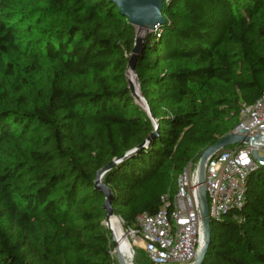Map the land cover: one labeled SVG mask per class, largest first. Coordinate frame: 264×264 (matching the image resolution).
Masks as SVG:
<instances>
[{"label":"trees","instance_id":"16d2710c","mask_svg":"<svg viewBox=\"0 0 264 264\" xmlns=\"http://www.w3.org/2000/svg\"><path fill=\"white\" fill-rule=\"evenodd\" d=\"M162 12L135 70L153 120L130 90L136 27L111 0H0V264H118L98 171L150 138L103 177L135 228L257 102L264 0H166ZM245 200L213 219L202 264H264V164Z\"/></svg>","mask_w":264,"mask_h":264},{"label":"built area","instance_id":"2783aa9c","mask_svg":"<svg viewBox=\"0 0 264 264\" xmlns=\"http://www.w3.org/2000/svg\"><path fill=\"white\" fill-rule=\"evenodd\" d=\"M134 73L139 89L138 76ZM129 82L137 91L135 82L131 79ZM240 117L239 124L231 133L242 127L247 130L248 141L219 149L210 155L203 165V183L199 154L178 176L172 206L167 203L155 214L140 215L136 227L126 230L127 235L142 243L149 264L196 262L206 233L202 221L201 185H204L209 199L211 219L218 220L227 211L244 206L247 176L259 164L254 151L264 156L261 153L264 152V91L253 105L243 104Z\"/></svg>","mask_w":264,"mask_h":264},{"label":"water","instance_id":"95a60500","mask_svg":"<svg viewBox=\"0 0 264 264\" xmlns=\"http://www.w3.org/2000/svg\"><path fill=\"white\" fill-rule=\"evenodd\" d=\"M166 0H111L119 9L121 14L125 16L128 19V22L132 24L135 27L148 29L151 31L157 30L161 25L166 23V18L163 15V8L165 5ZM146 41V37L141 36L138 34L137 40H136V48L134 49V52L130 58L129 67L131 70H136V64L137 60L139 58V54L141 53L144 43ZM130 83V90L132 92V95L137 96V91L135 89V86L132 82ZM145 100V98H143ZM146 102V100H145ZM147 103V102H146ZM148 107V113L150 114L151 118L155 120L154 116L152 115L150 108ZM156 129H158V123L155 121ZM247 133V130L240 127L237 129V132L230 133L222 138H220L215 144L209 146L206 148V150H203L200 154L201 156V183H203V165L207 158L215 153L219 149L227 148L230 146L238 145L243 142H246L249 140L248 136L245 134ZM150 141V138L147 139V141L137 148L129 151L127 154H125L121 158H116L111 163L107 164L104 168L98 171L97 173V179L95 180V185L100 189L102 194L105 196V203H104V209L107 212L105 217L106 226L108 229H110L108 222L111 220L113 216H115L114 207L112 204V200L114 197L112 189L103 183V177L105 174L113 169L115 165H118L122 161L128 159L129 157L133 156L134 154L140 152L143 148H145L146 144ZM259 151H254V158L257 162L264 164V156L259 155ZM201 199H202V206H203V213H202V221L204 224V230H205V236H204V245L200 251V254L194 264H202L205 255L208 250V246L211 239V226L212 221L209 217V211H208V200L207 194L204 185H201ZM215 220V219H214ZM110 229V236H111V243L113 245V250H115V256L118 264H126L125 257L115 249V239L113 236V233Z\"/></svg>","mask_w":264,"mask_h":264},{"label":"rangeland","instance_id":"374dc122","mask_svg":"<svg viewBox=\"0 0 264 264\" xmlns=\"http://www.w3.org/2000/svg\"><path fill=\"white\" fill-rule=\"evenodd\" d=\"M136 30H137V33L141 36H144V37H148L152 32L154 31H151V30H148V29H144V28H139V27H136ZM136 72V71H135ZM128 79L130 80H133V82H135L136 84V88H137V96H134L135 97V101L136 103L138 104V106L145 112L148 113V107H147V103L145 102V100L141 94V85H140V82L138 81L139 83V89H138V84H137V80H136V75L134 73L133 70H131V72H129L128 74ZM262 154L264 153L263 151L261 152ZM117 218H119V221H120V226H121V229L122 231L126 234L127 231H125L126 229H124V226H123V221L121 220L120 217L116 216ZM128 238H129V241L132 245V250H133V259H132V263L134 264H149L146 256L144 255V252H143V249H142V243H138L139 242V239L135 238L133 239L131 236L127 235ZM138 240V241H137ZM137 260V261H135ZM130 262V261H129Z\"/></svg>","mask_w":264,"mask_h":264},{"label":"bare ground","instance_id":"6f19581e","mask_svg":"<svg viewBox=\"0 0 264 264\" xmlns=\"http://www.w3.org/2000/svg\"><path fill=\"white\" fill-rule=\"evenodd\" d=\"M108 225L110 229H112L111 231L115 239V249L125 257L126 264H134L132 263V259L134 256L132 245L129 241L127 234H125L121 229L119 218H117L116 215L113 216L111 220L108 222ZM203 245H204V241L201 244V249ZM113 251L115 252V250Z\"/></svg>","mask_w":264,"mask_h":264},{"label":"crops","instance_id":"0c3cea01","mask_svg":"<svg viewBox=\"0 0 264 264\" xmlns=\"http://www.w3.org/2000/svg\"><path fill=\"white\" fill-rule=\"evenodd\" d=\"M138 243H140V242H138Z\"/></svg>","mask_w":264,"mask_h":264}]
</instances>
